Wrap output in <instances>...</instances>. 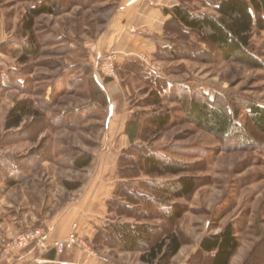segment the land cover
<instances>
[{"label":"rangeland","instance_id":"obj_1","mask_svg":"<svg viewBox=\"0 0 264 264\" xmlns=\"http://www.w3.org/2000/svg\"><path fill=\"white\" fill-rule=\"evenodd\" d=\"M41 2L0 0V258L34 247L44 252L55 249L62 259L78 250L97 255L99 264H145L141 252L103 245L95 248V240L80 233L81 220L66 233L61 229L63 222H71L75 210H82L74 213L81 219L83 211L96 210L106 216L104 224H146L145 206L137 205L127 188L119 185L108 195L105 210L96 208L94 200L102 195V188L113 186L116 177L123 179L120 167H126L128 175L135 177L131 180L135 188L147 194L152 193L148 182H173L182 177L196 182L190 198L169 201L187 208L178 225L171 227L182 248L159 264H209L201 255V242L228 226L234 227L240 244L230 264H264V134L251 124L247 109L250 103L264 106V69H250L212 55L203 59L196 49L167 61L145 56L131 60L133 65L127 61L121 64L116 51L104 55L101 45L118 0H82L54 15L36 18L33 35L40 55L23 63L21 46L28 44L32 35L24 23L30 9ZM195 6L211 11L200 3ZM180 34L173 38L185 43ZM252 43L264 60V31L256 33ZM110 56L111 62L115 60L112 73L104 68ZM135 63L144 66L143 73ZM141 75L162 79L159 86L165 91L158 104L153 103L155 81L151 78L149 83ZM95 82L111 84L115 93L107 87L103 100V94L97 96ZM195 96L238 113L237 123L249 143H243L238 135L217 137L192 123L186 107L176 98L189 101ZM21 101L31 102L32 113L20 128L8 130L9 113ZM111 103L120 118L115 115L110 120ZM151 112L169 116L168 125L158 128L150 124L146 114ZM134 118L140 130L132 141L127 125ZM149 149L186 166L187 172L154 178L129 169L128 158H137ZM83 154L93 160L90 166L78 169L73 162ZM114 166L117 174L112 177ZM9 178L16 180L14 186L4 183ZM151 224L169 228L168 222L159 218ZM53 230L56 238L51 235ZM38 231L43 233L41 244L20 245ZM106 235L109 242L112 235Z\"/></svg>","mask_w":264,"mask_h":264},{"label":"trees","instance_id":"obj_2","mask_svg":"<svg viewBox=\"0 0 264 264\" xmlns=\"http://www.w3.org/2000/svg\"><path fill=\"white\" fill-rule=\"evenodd\" d=\"M82 0H43L38 6L30 9L24 29L32 33L28 44L21 46L20 61L25 63L31 58L40 55V45L33 35L36 18L42 15H54L57 10L68 9L70 5L80 3ZM88 2L89 0H85ZM190 3L197 1L202 5L200 7L178 6L171 11L172 19L166 24V32L162 42L159 44L155 54L156 59L167 61L176 59L190 49H196L203 59L210 55L220 58L226 62L236 63L250 69H264V60L259 56L253 47V38L256 33L264 31V0H189ZM172 26H176L174 32ZM176 33H181L186 42H179L173 38ZM169 35V36H168ZM171 35V36H170ZM197 41H193L192 37ZM131 61V60H130ZM130 61H127L128 63ZM132 65L133 62H130ZM138 72L143 73L144 66L135 63ZM133 70L135 67H131ZM136 70V69H135ZM140 73V72H139ZM141 78L145 81H152L156 87L153 92V103L156 105L165 91L159 86L161 78L145 75ZM152 78V80H151ZM141 79V80H142ZM158 83V84H157ZM97 93L104 98V89L98 82ZM186 89V88H185ZM175 92V91H174ZM172 93L169 94L171 97ZM160 98V99H159ZM184 107L189 120L197 127L207 130L217 137H237L240 136L243 143H249L248 137L243 133V127H240L236 118L238 113L228 112L224 106H212L208 102H203L198 96L191 100L176 98ZM31 102H19L9 113L6 128L8 130L18 129L24 122V118L31 114ZM249 110V121L255 129L264 134V106L257 103H250L247 106ZM38 115L37 112H33ZM140 115V114H137ZM150 124L158 128H164L168 125L169 116L157 112L147 113ZM138 117V116H137ZM140 127L137 118L131 119L127 125V135L132 141L138 136ZM93 157L89 154L78 156L73 165L78 169H83L91 165ZM125 160L127 157L125 156ZM130 168L134 171L139 169L150 177H162L165 175L181 176L187 172V167L178 164L157 150H147L140 152L138 157H129ZM126 167H120V173L123 182L119 188H127L126 192L131 198L135 199L137 205L145 206L142 212H146L143 220L146 224L115 223L107 222L104 227L98 228L94 241V247L99 249L104 247H113L120 251L141 252V261L145 264H159L176 256L182 248V242L178 235L171 229L178 225L179 221L185 215L187 208L181 204H169L174 199H188L196 188L194 178L182 177L173 182H148L147 185L152 193L147 194L138 191L135 184L131 182L135 177H130ZM130 181V182H129ZM9 186H14L16 180L9 178ZM121 189V191H122ZM136 189V193L131 192ZM134 196V197H132ZM162 219L168 222L169 228L153 226L151 221ZM169 229V231H167ZM110 233L111 239L107 241ZM163 234V235H162ZM107 236V237H106ZM104 243V244H103ZM239 239L235 234L233 226H228L220 234L212 235L203 239L200 245V252L206 257L209 264H230L233 256L239 248Z\"/></svg>","mask_w":264,"mask_h":264},{"label":"crops","instance_id":"obj_3","mask_svg":"<svg viewBox=\"0 0 264 264\" xmlns=\"http://www.w3.org/2000/svg\"><path fill=\"white\" fill-rule=\"evenodd\" d=\"M196 3L198 2L193 1L190 3L189 0H118L112 17L108 21V25L101 36V42L104 43L101 44L104 46V55L111 50L116 51L119 54L118 57L121 64L137 57L142 58L148 56L156 59L155 54L158 45H164L162 39L164 38L165 25L173 18L172 14L166 12V10L171 11L173 8L181 5L192 7ZM100 85L103 89H107V87L111 88L109 92L112 94L115 93L112 90L113 87L110 86L111 84L104 85V82H101ZM111 104L110 120L116 117L120 118L121 115L116 114L113 106L114 104ZM126 114L127 113H124L123 117H126ZM111 134L112 131L109 128L107 130V136ZM124 135L125 134H123V136ZM101 169L103 170L102 166ZM116 170L114 166L110 176L114 177L115 173L117 174ZM3 181L4 183L7 182L6 179ZM122 181L123 179H118L116 177V179H112L113 186L111 185L107 188L108 190L102 188V195L94 200L96 208L98 206L101 208L102 206L101 209L105 210V204L110 197L108 195L114 193L116 187L120 185ZM72 212H82V210H75ZM83 212H86L83 215L84 219H81L78 214L75 216L76 214L73 213L74 215L71 214V216H73L71 222H63L61 224L63 225L61 229L66 233L74 223L81 220L79 227L80 233L85 236L87 240L93 241L97 235L98 228L104 227L106 216L102 213H97L96 210H86ZM53 232L54 230L51 235L53 234V237L56 238ZM95 256L94 258L90 252L84 255L78 250H75L62 259L55 249L44 252L42 249L32 247L17 254L13 253L11 258H0V264H99V258L97 255ZM106 261H108V259H106Z\"/></svg>","mask_w":264,"mask_h":264},{"label":"built area","instance_id":"obj_4","mask_svg":"<svg viewBox=\"0 0 264 264\" xmlns=\"http://www.w3.org/2000/svg\"><path fill=\"white\" fill-rule=\"evenodd\" d=\"M112 60H113V58L110 56L108 58V60L104 61V68H106V70H108L111 73L113 72V70L111 68L114 67L113 63L115 62V60L113 62H111ZM42 235H43V233H41V231H38V232H36V234H32L27 239H24L20 245L27 247L28 245L33 244V243H36L38 245L40 242V244H41L42 243Z\"/></svg>","mask_w":264,"mask_h":264}]
</instances>
